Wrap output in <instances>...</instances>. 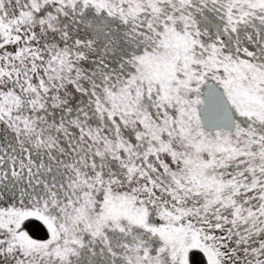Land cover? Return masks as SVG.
I'll list each match as a JSON object with an SVG mask.
<instances>
[{
    "label": "rangeland",
    "instance_id": "obj_1",
    "mask_svg": "<svg viewBox=\"0 0 264 264\" xmlns=\"http://www.w3.org/2000/svg\"><path fill=\"white\" fill-rule=\"evenodd\" d=\"M206 1L0 0V128L12 134L11 141L2 137L1 154L36 174L34 184L21 182L15 193L7 184L0 191V257L13 264H70L83 247L96 244L119 262L113 233L140 226L158 241L148 243L143 258L129 256L126 261L133 264H167L161 254L191 264V249H201L207 264H264V236L255 238L260 235L255 222L264 226V62L256 51L260 46L253 44L252 24L247 31L252 43L244 52L216 35L214 16L191 23L197 21L196 3ZM226 1L239 2L229 4L231 11L242 9V0ZM249 1L264 9V0ZM162 2L174 4L163 17ZM89 6L98 14L88 15ZM100 15L120 17L127 27L112 30ZM151 16L161 31L150 28ZM244 16H239L243 22ZM147 23L152 41L159 43L149 53L128 39L147 37ZM202 40L211 53L204 78L193 68L200 65ZM205 78L223 86L238 118L235 132L203 131L198 107ZM151 83L160 85V99L146 108L140 91ZM135 124L152 134L158 150L165 149L160 166H171L159 169L157 188L143 169L130 165L122 170L114 164L120 174L117 179L111 174L110 164L127 158L133 147ZM229 163L248 164L249 171L257 167L262 177L249 183L256 176L252 171L251 181L238 174L236 182V175L223 169ZM8 170L14 184L11 164ZM23 196L31 197L28 205ZM47 202L59 217L42 213ZM29 217L48 226V237L21 228ZM134 243L121 237L118 246L129 254ZM144 245L135 248L143 252Z\"/></svg>",
    "mask_w": 264,
    "mask_h": 264
},
{
    "label": "flooded vegetation",
    "instance_id": "obj_2",
    "mask_svg": "<svg viewBox=\"0 0 264 264\" xmlns=\"http://www.w3.org/2000/svg\"><path fill=\"white\" fill-rule=\"evenodd\" d=\"M223 0H207L205 3L202 4V2L200 3H196V9L198 11H193V15L196 21V23L194 22V20H190L191 23L194 24H199L201 21L205 22H211V18L207 17V15L212 16V13L217 12L219 9L221 10L220 14L214 19H216L218 21V23L216 21H214L216 24H218V27L213 30L216 35L218 37H220L222 40L224 38V44L229 47L231 44L233 45H237V47L240 49V51H244L247 52L246 50L248 49V46H246L248 43H252V41L249 39V34L250 32H247L250 29V24H252L254 26V30L256 31L255 33V38L254 40H257V42H253V44H256V46H260L259 48H256V51L258 53V58L264 62V46H261L259 41H264V20H262L260 22V15L264 16V9L260 8L259 6H255L254 4H251V2L249 0H242V2H240V5L242 7V10H234V11H230V5H226V8H222L220 7V3H222ZM163 3V2H162ZM236 5H239V2H234ZM232 3V1H229L228 4H234ZM224 4V3H223ZM164 7H163V11H166L165 9L170 8L171 5L169 4V2H164L163 3ZM64 9V7H63ZM174 9V7H172V10ZM194 10V9H193ZM96 9L92 6L87 9V13L88 15L92 14H98L97 12H95ZM230 11V12H229ZM245 11H247V13L245 14ZM103 12V11H102ZM242 12V13H241ZM86 13V14H87ZM105 13V12H103ZM241 13V14H240ZM206 15V17L204 16ZM241 15H245L244 18V22L242 20V18L239 16ZM103 15L98 16V19L104 20V22H108L110 21L112 25H110V28H112V30L114 29V26L119 28V24H122V29H125L127 27V24L124 23V21H122V19L120 17L117 16H112V17H107L106 19L103 18ZM163 17V15H162ZM236 19V20H235ZM157 21V18H156ZM153 17L151 16L148 19L150 28H155L158 29L159 31H161L162 29L159 27L158 22H156ZM183 24L184 23H180L177 24V22H175V28L176 30H182L183 29ZM174 25V24H173ZM231 26V27H230ZM197 26L194 27H189L192 29H195ZM149 26L148 23L145 25L144 27V31H146L147 33V37L144 36H133L131 38H128L130 41H133L134 44L139 45L140 48H147V51L149 53V51H154L155 49L158 48V44L154 43L152 41V35L153 33H149L148 30ZM234 31H233V30ZM224 30V31H223ZM120 33V32H119ZM224 36H227L228 39ZM145 48V49H146ZM209 44L208 42L202 40V44L200 47H198L197 49V59L200 65H193V68H198L200 70H202V72L198 75L200 78H204L206 77V75H204V71H203V66L206 67V62L208 57L211 55V53L209 52ZM146 51V52H147ZM141 55L144 54L143 50H139L138 51ZM143 56V55H142ZM243 57H246V53H244L242 55ZM260 62V61H259ZM261 62V63H262ZM264 64V63H262ZM124 68H127L128 71H132L133 68L129 66V64H125ZM212 73H216L215 71H211ZM132 74V73H130ZM178 76V75H177ZM181 76V75H180ZM179 76V77H180ZM214 83L217 84L218 86L221 87L225 97H227L226 93L224 92L223 86H221L216 80L213 81V79H204V82L200 85V90H201V98L202 101L198 107V115L199 118L201 120V107L204 103V95L207 91L208 85ZM160 85L156 84V83H151L149 85V87L147 88L146 91L141 90L140 93L142 95L141 97V104L143 106H145L146 108L152 107V104L154 102H158L159 98V91H160ZM19 96H21V94L18 93ZM229 102L230 99L229 97H227ZM231 104V102H230ZM232 107V104H231ZM170 111H172V107L168 108ZM234 109V108H233ZM236 114V113H235ZM236 126L235 129L233 131H226V130H222L219 129L217 130L218 132H224L226 134H229V132L233 133L237 130V126H238V118L236 115ZM262 124H264V119H262ZM259 120L255 119L252 123V125H255V123H257ZM247 124L249 125V121H247ZM201 125L203 128V131H207V132H217L215 130L212 129H205L203 124H202V120H201ZM133 127H135V138L132 139L131 141L132 143V149L130 150V152L128 153L127 158H129V160L127 158H125L123 155L121 156V158H119L118 160H115L113 162V164H110L109 168L111 170V174L113 175V170H114V174H116L119 177V174L117 172V168H115L113 165L116 164L119 168H121L122 170H127V165L133 167L134 169H136L137 171L143 169L144 175L146 178H149V182L151 183L152 187H159L161 185V183L159 182L158 179V175L159 172L162 170V172L164 171H169V169L171 168V166H168L165 162H163V166H160V160H161V156H163L165 153V149L163 148L161 151L158 150L156 148V144L153 143V138L151 133H146L144 132V129L142 128V126H140V124H135ZM12 134L9 131L8 128H4L1 127L0 128V142H2V137L8 138L10 141L12 140ZM5 148L4 145H0V182H4L3 184H0V191L4 190V185L7 184V186L10 187L11 192L17 191L18 189H15L16 186H18L19 184L22 183H31L34 184L32 181H34L36 179V174L34 172L33 167H29L28 166H24V164L20 161L15 162L13 161V157L10 156V159L8 158V155H3L1 154L2 150ZM32 152V150H31ZM35 155V153L33 154ZM159 155V156H158ZM45 156V155H43ZM17 158V160L20 157V153L17 152V155L15 156ZM180 158V157H179ZM177 159V165L178 167H183V161L181 159ZM127 160V161H126ZM13 161V162H12ZM147 161V164H145ZM258 165H261V161H259L258 159L255 161ZM9 163V164H8ZM7 164V167H5V165ZM12 165V170H14V184L11 183L10 181H12L10 175H9V165ZM132 164V165H131ZM144 164V165H143ZM248 166V164H234V163H229L228 167H224V171H226V173L228 174H232V176L236 175L242 179L245 178V180H249L251 181L250 178V174L252 175V171H254L256 173L255 177H251L252 181L251 183H253L254 181L258 180L260 177H262L260 175V170H258L257 167H254L252 169V171H249V168L245 169ZM140 168V169H138ZM242 168V169H241ZM160 169V171H159ZM245 169V170H244ZM8 170V171H7ZM244 170V172H243ZM230 174V175H231ZM25 177H29L30 182H27L24 180ZM163 187V185H162ZM10 192V193H11ZM25 197L23 196V199ZM31 199V197L29 198ZM29 199L25 198L23 201V204L28 205L29 204ZM4 202H6V198L2 199ZM47 209H44L42 213H44L45 215L49 216V217H59L58 215V211L57 209H55L54 206H52V202H47L45 203ZM156 221V220H154ZM157 222V221H156ZM145 229L141 228L140 226H132L130 228H127L125 232H117V233H113V240L115 239L114 236H117L119 239H115L116 245L113 241L112 245L114 246V250L117 252V256L120 257V261L118 262L116 260V257L114 255H109V252L107 250H102V246L101 245H96L93 244L89 247H83L82 250L79 252L81 253L80 255L77 256H73L70 259L71 262L70 264H92V262H94L93 264H133L132 261L131 263L126 261L128 260V257L130 256V259H135V258H143L144 256V252L148 251V243L149 244H154L157 243L158 239L155 236L154 238H148L147 234L145 233ZM264 234V230L262 232ZM123 237V241L124 243L130 241V243H133V241H135L134 243V247L131 249V251H129V254H124L125 250L123 245H120V247L118 246L120 243V238ZM261 237V236H260ZM137 243H141L142 245H144V250L143 252L138 251L137 248H135V244ZM123 244V243H122ZM119 247V248H118ZM161 258L162 260H165V262H167V264H177L176 261L169 259V257L165 254H161ZM0 264H13L12 262L8 261L5 256H1L0 257Z\"/></svg>",
    "mask_w": 264,
    "mask_h": 264
},
{
    "label": "water",
    "instance_id": "obj_3",
    "mask_svg": "<svg viewBox=\"0 0 264 264\" xmlns=\"http://www.w3.org/2000/svg\"><path fill=\"white\" fill-rule=\"evenodd\" d=\"M201 120L205 129L233 131L237 120L229 100L217 84L208 85L201 107Z\"/></svg>",
    "mask_w": 264,
    "mask_h": 264
},
{
    "label": "trees",
    "instance_id": "obj_4",
    "mask_svg": "<svg viewBox=\"0 0 264 264\" xmlns=\"http://www.w3.org/2000/svg\"><path fill=\"white\" fill-rule=\"evenodd\" d=\"M169 4L171 5V7L165 9L166 11L169 10V9H170V11H172V7H173L174 4H171V3H169ZM220 5H222V8L225 9L226 8V5L228 6L229 4H228V2L226 0H223V2L220 3ZM231 10H232V8L230 7V11ZM240 10L243 11L242 9H240ZM166 11H164V13L162 15H164L166 13ZM219 14L220 13H217L216 15H212V16H214L216 18ZM204 16H206V15H204ZM208 16H210V15H207V17ZM214 21H216V20L214 19ZM228 166H226V167H228ZM63 168L64 167L61 166L58 169L59 170L58 171V174H59L58 177L61 179L60 182H63V180L65 179V177H67V175H65V171L63 170ZM113 177H115V179L118 178V176L116 174H114V170H113ZM235 180H236V182L238 181V177L237 176H235ZM244 181H246L245 178H244ZM240 182H241V180H240ZM249 183H251V182H249ZM52 206H54V205H52ZM247 221L246 222H243V223L247 225L248 224ZM255 224L258 226V227H255V228H257L258 230H260V235L259 234H256L255 235V238L257 240H260L259 238H263V236H264L263 233L261 234V232L264 230V226H259L257 222H255ZM21 228H24L25 230H27V232L29 234H31L32 236H34L36 238H39V239H44V238L48 237V234H49L48 226H46L44 222L40 221L36 217H29V218H27L24 221V223L22 224ZM249 247H252L251 244H249ZM189 254H190V263L191 264H207L206 254L201 249H191L190 252H189Z\"/></svg>",
    "mask_w": 264,
    "mask_h": 264
}]
</instances>
